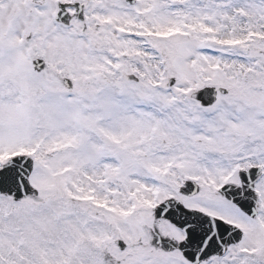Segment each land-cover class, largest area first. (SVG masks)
Masks as SVG:
<instances>
[{"label":"snow or ice","instance_id":"snow-or-ice-1","mask_svg":"<svg viewBox=\"0 0 264 264\" xmlns=\"http://www.w3.org/2000/svg\"><path fill=\"white\" fill-rule=\"evenodd\" d=\"M0 264H264V0H0Z\"/></svg>","mask_w":264,"mask_h":264}]
</instances>
